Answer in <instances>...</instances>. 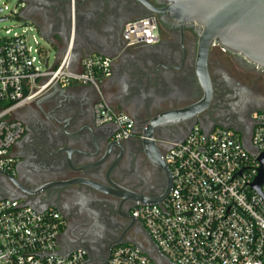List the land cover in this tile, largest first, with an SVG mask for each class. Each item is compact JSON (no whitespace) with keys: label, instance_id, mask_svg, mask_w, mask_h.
<instances>
[{"label":"flooded vegetation","instance_id":"flooded-vegetation-1","mask_svg":"<svg viewBox=\"0 0 264 264\" xmlns=\"http://www.w3.org/2000/svg\"><path fill=\"white\" fill-rule=\"evenodd\" d=\"M20 15L53 48L67 49L75 57L91 52L121 53L118 74L121 90L106 105L127 114L133 121L130 136L115 140L109 125L97 154L99 178L91 187L69 185L76 175L71 171L54 173L44 182L36 176L50 167H60L72 155L77 137L71 116L76 100L93 119L98 96L86 90L76 96L67 88L62 96L47 92L17 114L23 125L21 143L14 146L15 176L19 187L42 192V206L56 210L64 224L59 244L64 252L86 251V264H106L112 248L125 242L149 251L143 227L131 216L140 201L166 198L171 174L164 155L171 140H182L193 127L210 130L221 127L250 138L255 112L264 110V74L218 45L208 49L206 71L210 95L204 94L195 76L197 36L192 30L163 25L162 6L155 0H23ZM156 11L157 14H152ZM154 16L158 23V43L151 47L126 48L121 38L124 25L132 20ZM143 48V49H142ZM112 72V64H111ZM144 83L138 76L146 73ZM112 75V73H111ZM111 77V76H110ZM187 86L188 92L182 91ZM78 98V99H77ZM201 106L198 123H187L164 135L169 142L144 140L139 132L144 119L185 106ZM93 125L94 120H93ZM96 127V126H95ZM19 140V141H20ZM70 155V156H71ZM13 182L0 177V199L18 195Z\"/></svg>","mask_w":264,"mask_h":264},{"label":"built area","instance_id":"built-area-1","mask_svg":"<svg viewBox=\"0 0 264 264\" xmlns=\"http://www.w3.org/2000/svg\"><path fill=\"white\" fill-rule=\"evenodd\" d=\"M20 21L19 34L5 31L0 38V174L15 176L14 146L23 135L16 114L54 87H89L98 96L95 126L112 125L118 141L130 136L132 119L106 105L101 92L111 76L112 59L90 55L75 62L69 45L50 66L35 28ZM121 38L126 48L156 45V18L127 22ZM252 121L253 155L240 134L221 127L205 133L195 125L184 139L170 144L164 155L171 174L168 196L159 205H137L131 211L158 257L171 264H264V176L259 191L251 187L258 157L264 154V110L255 112ZM63 229L54 209L37 212L18 200L1 199L0 264H84L83 249L57 255ZM106 264L157 263L124 243L112 248Z\"/></svg>","mask_w":264,"mask_h":264},{"label":"water","instance_id":"water-1","mask_svg":"<svg viewBox=\"0 0 264 264\" xmlns=\"http://www.w3.org/2000/svg\"><path fill=\"white\" fill-rule=\"evenodd\" d=\"M159 6H162L160 13L163 16L159 22L163 25L175 27L182 30H192L197 36L198 54L195 60V76L200 86L204 99L202 106L206 104V98L210 95V86L208 74L206 71V59L208 49L212 45H218L222 50L230 55H234L245 61L248 65L254 67L264 74V0H155ZM24 5V1L22 0ZM152 14H157L153 11ZM20 20L25 19L18 13ZM1 21V20H0ZM45 40V38L41 37ZM143 49V48H142ZM66 52L65 48L58 49L56 61H60ZM90 55H99L112 59V65L120 62L121 53L116 52L113 55H105L99 52H91ZM73 61L77 62L80 57L72 54ZM141 82L149 81L150 75L146 73L138 76ZM84 89L89 88L82 86ZM90 89V88H89ZM67 88L54 87L49 92L51 95L58 94L62 96ZM80 91H75L78 96ZM79 98V96H78ZM77 98V99H78ZM75 107L72 111V122L76 128L77 141L72 151V155H66L64 162L60 167H50L41 175L36 176L35 182L41 179L48 181L54 173L62 171H71L76 177L69 185L85 184L93 186L99 178L97 154L100 145L95 139L103 138L107 132L109 125L95 127L93 119L82 107L79 100H76ZM201 106L199 103L193 106H185L181 109H171L159 114L153 118L144 119L140 127V136L147 141L169 142L164 139V135L175 130H179L187 123H198V115ZM194 126V125H193ZM204 131V130H203ZM115 132V131H114ZM205 133L207 132L204 131ZM184 139V138H183ZM181 140H171L169 143L179 142ZM241 141L246 151L253 155L250 147L249 138L241 136ZM21 143V140L18 141ZM15 157V156H14ZM17 158V156L15 157ZM260 167L257 177L252 184V189L259 191L264 176V154L258 157ZM0 177L13 182L16 186L15 192L18 195H9L2 199L18 200L23 205L44 212L49 207H44V200L40 198L42 192L51 191L54 188L35 189L30 192L23 191L17 182V178L7 174H0ZM166 198L151 201H140V205H159ZM1 200V199H0ZM136 221V220H135ZM137 247L138 244L125 242ZM119 244V243H118ZM124 244V243H123ZM78 249V248H77ZM76 250V249H75ZM74 251V250H73ZM141 251V250H140ZM72 251L64 252L59 244L57 255L68 256ZM142 252V251H141ZM149 255L157 264H171L166 258L158 257L155 251L149 247ZM90 260L89 256L84 264Z\"/></svg>","mask_w":264,"mask_h":264},{"label":"rangeland","instance_id":"rangeland-1","mask_svg":"<svg viewBox=\"0 0 264 264\" xmlns=\"http://www.w3.org/2000/svg\"><path fill=\"white\" fill-rule=\"evenodd\" d=\"M22 0H0V38L5 36V31H9V36L21 32V21L15 15L21 9ZM15 13V14H14ZM38 35V34H37ZM38 44L47 51L48 63L52 66L56 61L57 49L50 46L39 35L37 36Z\"/></svg>","mask_w":264,"mask_h":264},{"label":"crops","instance_id":"crops-1","mask_svg":"<svg viewBox=\"0 0 264 264\" xmlns=\"http://www.w3.org/2000/svg\"><path fill=\"white\" fill-rule=\"evenodd\" d=\"M119 64V63H118ZM118 64H113L112 65V75L110 78H108L102 85L101 87V92L102 96L105 102H109L111 98L115 99L118 96V93L121 90L120 86H124L123 84H120L119 82V74H118ZM69 88L75 90V91H80V92H85L86 90L91 91L89 88H83L81 85L76 84V83H71ZM66 87V88H68ZM182 91L188 92V87L185 86L182 88Z\"/></svg>","mask_w":264,"mask_h":264}]
</instances>
